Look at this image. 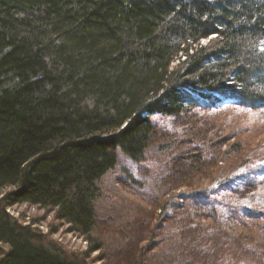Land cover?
Returning a JSON list of instances; mask_svg holds the SVG:
<instances>
[{
    "label": "trees",
    "instance_id": "obj_1",
    "mask_svg": "<svg viewBox=\"0 0 264 264\" xmlns=\"http://www.w3.org/2000/svg\"><path fill=\"white\" fill-rule=\"evenodd\" d=\"M224 108L264 112V0H0V264H87L115 151L141 164L153 116ZM18 205L51 216L49 233L12 216ZM62 226L88 250L55 243Z\"/></svg>",
    "mask_w": 264,
    "mask_h": 264
},
{
    "label": "rangeland",
    "instance_id": "obj_2",
    "mask_svg": "<svg viewBox=\"0 0 264 264\" xmlns=\"http://www.w3.org/2000/svg\"><path fill=\"white\" fill-rule=\"evenodd\" d=\"M224 109L215 119L216 110L173 120L153 116L155 135L141 164L115 151L117 168L99 182L95 205L101 250L87 264H264V112ZM235 140L240 146L232 149ZM174 158L172 170L188 166L177 181L165 167ZM205 190L218 203L210 206ZM9 212L23 225L38 218L34 227L43 234L51 229L43 210L18 205ZM67 228L59 227L52 240L69 252H86L88 241ZM9 252L2 245L0 260Z\"/></svg>",
    "mask_w": 264,
    "mask_h": 264
},
{
    "label": "water",
    "instance_id": "obj_3",
    "mask_svg": "<svg viewBox=\"0 0 264 264\" xmlns=\"http://www.w3.org/2000/svg\"><path fill=\"white\" fill-rule=\"evenodd\" d=\"M2 244L0 243V257H1Z\"/></svg>",
    "mask_w": 264,
    "mask_h": 264
}]
</instances>
